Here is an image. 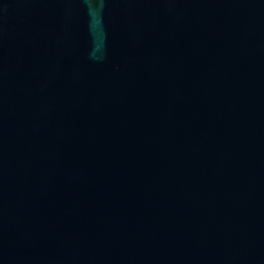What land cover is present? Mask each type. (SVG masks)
<instances>
[{"label": "water", "instance_id": "1", "mask_svg": "<svg viewBox=\"0 0 264 264\" xmlns=\"http://www.w3.org/2000/svg\"><path fill=\"white\" fill-rule=\"evenodd\" d=\"M0 264H264V0H0Z\"/></svg>", "mask_w": 264, "mask_h": 264}]
</instances>
